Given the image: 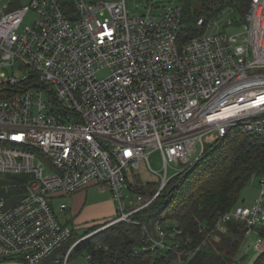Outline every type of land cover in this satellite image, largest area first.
Returning a JSON list of instances; mask_svg holds the SVG:
<instances>
[{"label": "built area", "instance_id": "obj_1", "mask_svg": "<svg viewBox=\"0 0 264 264\" xmlns=\"http://www.w3.org/2000/svg\"><path fill=\"white\" fill-rule=\"evenodd\" d=\"M185 2L147 0L131 16L127 0H0V178L25 176L23 194H0V262L41 264L60 249L74 229L51 198L90 184L108 188L116 204L101 228L138 223L152 249L199 250L182 246L179 228L168 233L157 221L150 230L133 216L208 143L235 133L264 138V0H251L222 32L212 31L214 17H197L204 30L190 38L182 34ZM231 26L243 30L228 33ZM155 149L165 172L148 199L131 192L128 178L143 164L157 172ZM171 163L178 169L167 177ZM250 180H259L255 202L221 214L207 237L240 221L261 255L264 170ZM87 236L57 260L66 264Z\"/></svg>", "mask_w": 264, "mask_h": 264}, {"label": "trees", "instance_id": "obj_2", "mask_svg": "<svg viewBox=\"0 0 264 264\" xmlns=\"http://www.w3.org/2000/svg\"><path fill=\"white\" fill-rule=\"evenodd\" d=\"M250 1L186 0L183 37L190 38L203 32L204 28L198 27L197 17L203 16L210 21L226 7L244 16ZM204 152L185 171L172 176L150 206L133 216L134 220L145 223L152 230L157 221L168 233L174 227L179 228L182 234L177 235L176 239L180 240L183 247L185 245L186 249H195L200 246L192 256H179L174 251L160 248L152 249L153 242L148 239L144 227L130 222L115 223L94 237L84 239L76 245L73 253L86 252L89 264H173L175 259L184 264H247L249 254L244 252L248 246L245 224L231 221L227 224V232H217L213 238L207 237V234L215 227L221 214L241 204V194L251 182V176L263 172L264 138L240 133H235V136L228 134L214 143H208ZM24 178L9 175L0 179V194H23L24 188H21L20 183ZM128 183L132 193L148 199L160 187L146 185L134 174L128 178ZM259 231L264 236V227ZM82 237L74 230L70 242H66L41 264H64L63 260H57L61 251L66 253L73 244L70 245L71 241ZM187 237L190 244L186 246ZM204 239L208 241L205 245ZM263 263L264 252L253 264Z\"/></svg>", "mask_w": 264, "mask_h": 264}, {"label": "rangeland", "instance_id": "obj_3", "mask_svg": "<svg viewBox=\"0 0 264 264\" xmlns=\"http://www.w3.org/2000/svg\"><path fill=\"white\" fill-rule=\"evenodd\" d=\"M21 1V4H27L29 3L31 0H20ZM87 2H92V0H86ZM146 1L147 0H127V6H128V9H129V14L131 16H137V14L143 12L146 8L145 4H146ZM165 2L166 1H169V2H172V1H177V0H164ZM181 1V0H180ZM245 13V12H244ZM32 18V15H28L26 18H25V21L28 22L30 21ZM215 19L218 20V23L215 25V27L213 28L212 31H220L222 32L224 29V26H225V23L230 20V19H236V21H240V19L242 18L241 14H239L238 11H236L235 9L231 8V7H226L224 10H222L221 12H219L216 16H214ZM243 30V27H234V26H231V27H227L226 31L228 33H240V31ZM98 75L100 76H105L107 75V71H102L100 72ZM46 97V95H45ZM233 136H235V134H232ZM150 163H151V166L152 168L157 171L156 173H153L152 171H150L148 168H146L144 166V164L141 166V169L137 170L134 172V175H136L140 181H142V183L144 184H148V185H161L160 183V177L162 178L161 174L164 173L165 171V167H163V164H164V161H163V155L162 153L155 149V150H152L150 152ZM169 172H168V175L167 177H171L173 174H175L177 172V164L176 163H171L170 166H169ZM131 177V176H130ZM129 177V178H130ZM1 180L4 179V178H0ZM157 187V186H156ZM150 188H155V187H150ZM258 190H259V180H257L255 183L251 184V182L249 184H247L245 186V189L243 190L242 192V197L240 199V203L241 204H246V205H252L257 196L259 195L258 194ZM110 195V197H112L111 193L109 192V190L107 191ZM96 197L97 199L99 200H105L107 199L106 196H107V193H105L104 191H101L100 188H96ZM66 202H69L68 200H66ZM60 203V201L57 202V205ZM60 214V218L62 219V221H64V217L62 213H59ZM110 219V218H109ZM107 221V219L103 220V219H98V220H95V221H91L89 223H85V226L84 228H81L78 232L83 235L85 232H90V231H93L91 232V234H87L88 236L85 238H91V237H94L97 233H99V231L101 230H106L108 228H101L103 223H105ZM150 229V228H149ZM152 230V229H150ZM255 234H252V235H249L247 236V239H248V246L246 247L245 251H247V253L249 254L248 256V260H247V264H253L254 263V260L259 256L258 253L254 252L253 250L249 249V246L252 244V242L255 240ZM74 240V239H73ZM71 241L70 245L73 243L74 244V241L76 242V240L74 241ZM79 240V239H78ZM77 240V241H78ZM70 242V241H69ZM72 244V245H73ZM62 253L65 252V251H61ZM1 264H20L18 262H9V263H1ZM66 264H89V260L87 258V254L86 252L84 253H77V252H72L70 257H69V260L66 262ZM173 264H184L182 261H180L179 259H175L173 261ZM264 264V263H263Z\"/></svg>", "mask_w": 264, "mask_h": 264}, {"label": "crops", "instance_id": "obj_4", "mask_svg": "<svg viewBox=\"0 0 264 264\" xmlns=\"http://www.w3.org/2000/svg\"><path fill=\"white\" fill-rule=\"evenodd\" d=\"M98 187L101 191L107 193V199H97L95 191ZM108 190V188H104L95 184H90L86 187H83V189L79 190L78 192L70 194L68 196H65L63 193H56L53 195L51 200L56 214H58L59 218V213L64 214V221H62L61 218L60 220L63 223L72 226L73 229L78 232L81 228L87 226L85 225V223H89L98 219H107L105 223L100 225L103 226L108 221L112 220L113 217H115V215L117 214L116 204L114 199L109 196L110 194L107 192ZM66 200H68L69 202H66ZM58 201H60V203L57 205ZM64 203L68 205V208L62 210L61 206ZM91 232H85L83 235H81L79 232L78 233L79 235L84 236L87 234H91ZM63 253H60L59 257Z\"/></svg>", "mask_w": 264, "mask_h": 264}]
</instances>
